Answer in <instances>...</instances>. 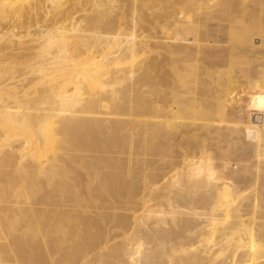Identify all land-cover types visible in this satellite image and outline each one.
Instances as JSON below:
<instances>
[{"label": "bare ground", "instance_id": "obj_1", "mask_svg": "<svg viewBox=\"0 0 264 264\" xmlns=\"http://www.w3.org/2000/svg\"><path fill=\"white\" fill-rule=\"evenodd\" d=\"M0 22V264H264V0H0Z\"/></svg>", "mask_w": 264, "mask_h": 264}, {"label": "rangeland", "instance_id": "obj_2", "mask_svg": "<svg viewBox=\"0 0 264 264\" xmlns=\"http://www.w3.org/2000/svg\"><path fill=\"white\" fill-rule=\"evenodd\" d=\"M8 28L5 22H0V33H4ZM17 32V30H14ZM240 91V93L238 92ZM249 96L247 95L246 89L244 86H236V91L234 93L233 103L230 106L233 116H235V121L243 122L246 116V105L248 104ZM251 120L253 123L258 124L259 126L263 125L264 115L261 112H252ZM254 133L249 132L248 136L252 137ZM233 169V166L230 167Z\"/></svg>", "mask_w": 264, "mask_h": 264}]
</instances>
